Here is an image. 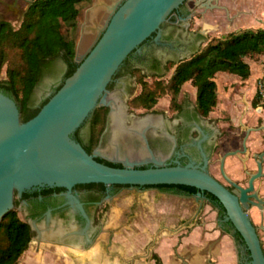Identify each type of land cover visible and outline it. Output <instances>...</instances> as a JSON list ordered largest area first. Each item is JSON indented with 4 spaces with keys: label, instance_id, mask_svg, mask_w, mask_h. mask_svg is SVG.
I'll return each mask as SVG.
<instances>
[{
    "label": "water",
    "instance_id": "1",
    "mask_svg": "<svg viewBox=\"0 0 264 264\" xmlns=\"http://www.w3.org/2000/svg\"><path fill=\"white\" fill-rule=\"evenodd\" d=\"M100 1L111 3L107 5L108 17L93 43L95 31L90 26L102 25L107 14ZM185 1L94 0V6L85 14L75 52L74 61L79 64L62 85L48 95V100L33 117L21 121L16 101L0 91V220L5 213L14 209V192L20 194L34 187L65 188L67 203L83 212L81 203L70 193L75 184L100 183L104 186L131 187L185 185L209 192L223 205L226 211L224 220L234 226L248 251L249 261L239 264H264L258 234L239 205L240 201L247 208V201L253 202L249 197L261 201L253 189V181L264 176V150L256 155L257 170L251 174L249 186L240 189L237 200L235 195L205 171L206 159L200 167L193 163L165 164V158L160 154L155 155L149 148L144 129L140 131L145 119L138 121V127L127 126L124 122L127 115L125 98L107 89L124 60L132 52L139 53L140 45L146 39L155 35L154 40L159 41L161 25ZM28 3L29 0H0V21H12L11 18L17 21ZM201 4L210 5V0H201ZM187 19L176 25L174 34L185 43L193 40V45L181 52L179 58L175 57V61L190 57L199 44L206 40L202 35L187 30ZM60 66L44 77L33 93L32 103H38L50 86L58 81L63 69ZM98 106L109 108L110 136L102 147L96 146L88 153L72 134ZM263 129L247 128L246 136L250 131L263 132ZM130 133L141 136L144 146L123 150L121 139ZM98 156L119 162L121 167L102 163L96 159ZM145 165L149 166L142 167ZM249 191L252 193L247 194ZM200 199L198 192L195 200ZM258 206L262 207L260 204ZM30 225L34 227L33 223Z\"/></svg>",
    "mask_w": 264,
    "mask_h": 264
},
{
    "label": "flooded vegetation",
    "instance_id": "2",
    "mask_svg": "<svg viewBox=\"0 0 264 264\" xmlns=\"http://www.w3.org/2000/svg\"><path fill=\"white\" fill-rule=\"evenodd\" d=\"M32 1L29 0L27 7L17 21H13L14 18H11L12 21L3 20L0 23L11 26H14L15 22L20 24L24 13ZM110 3L100 1L99 4H101L103 9L107 10V5H110ZM190 13L191 7L186 1L174 10L169 20L161 25L162 35L159 41H155V35H152L140 45L139 53L132 52L113 75L112 80L107 86L108 91L117 93L122 98H125V102H127L133 96L135 85L138 84L137 77L134 74L135 69H139V72L144 74L145 77L155 76L161 78L164 75L163 73L168 71L166 65L169 61L178 62L174 60L175 57L179 58V55L182 54L181 52L187 51V48L193 45V40L186 43L182 41L176 33L174 34L175 27L179 22L185 21ZM0 14H2L1 10ZM107 17L108 10L102 25L90 26L95 31L93 43L96 41L98 32ZM90 28L88 30H91ZM60 65H62L63 69L61 70L58 81L50 86L38 103H32L31 99L33 107L39 106L43 99L51 94L54 88L62 81L65 64L58 60L55 64L54 71L61 68ZM176 103V107L171 106L170 97L167 109L162 111L160 118L154 116L153 119L146 118L145 122L140 125V131L144 129L145 139L149 148L155 155L160 154L164 157V163L167 165L193 163L200 167L204 165V159H206L205 171L239 200L240 189L249 186V178L257 170L256 155L264 150V129L263 132H249V134L251 132L258 133L257 140L260 147L254 149L248 142L249 134L246 136L247 128L243 129L241 123L238 121L237 126L240 128V132L224 129L220 123L209 117V114L203 115L197 110L195 106V95L193 102L187 101L184 96L178 97L177 95ZM251 103L250 108H252ZM255 109L257 114L255 122L249 128H264V122L260 121L264 115V108L260 107ZM108 110L109 108L107 107L103 127L96 145L99 147H102L110 136L111 119L108 116ZM145 110L143 115L159 114L155 107ZM139 119L133 114H128L124 122L127 126L138 127ZM228 127L230 128V126ZM79 134L83 143L86 144L90 136V124L88 120H85L79 127ZM140 146H144L142 137L135 133L125 135L121 139V147L123 150H133ZM228 152L232 153L226 155ZM98 158L111 162L99 156ZM231 160L234 161L231 162ZM111 163L121 165L119 162ZM147 166L149 165H145V167ZM262 171H264V159L262 161ZM263 178L264 176L253 181V189L257 191V195L261 198V201L249 197V200L253 202L247 201V208H244L240 201L239 205L254 226L264 254V241L262 236L264 235V194L259 188V182ZM120 188L124 187L117 185L104 186L100 183L75 184L72 186L70 193L81 203L83 209V212H81L75 206L73 207L67 203V198L65 197L67 190L65 188L47 186L34 187L23 190L20 194L14 192V210L21 219L29 224L32 233L30 242L34 240L40 244L43 240L49 242L55 250L58 247H65L86 251L95 245V240L101 233L102 226H100L98 216L102 210V206L107 204L109 200H114ZM126 188H135L137 191L147 189L134 186H128ZM198 192H200L201 199L196 201L195 197ZM164 193L193 199L197 204L196 211H200L203 204L209 205L215 213L216 225L220 229L226 233H229L227 229L231 233L236 231L229 221L224 220L226 211L217 198H212V202L210 201L208 197L209 192L196 189L192 194H186L184 192ZM250 193L252 192H247V194ZM257 203L262 207H259ZM31 223L34 224L33 228L30 225ZM235 244L238 249L239 262H248V251L245 248L242 238L235 241ZM38 250L40 251V246H38ZM51 252L56 254V251L52 250ZM103 264H109V262L104 260Z\"/></svg>",
    "mask_w": 264,
    "mask_h": 264
},
{
    "label": "trees",
    "instance_id": "3",
    "mask_svg": "<svg viewBox=\"0 0 264 264\" xmlns=\"http://www.w3.org/2000/svg\"><path fill=\"white\" fill-rule=\"evenodd\" d=\"M85 0H33L22 17L17 28L0 23V71L5 66V77L0 78V91L13 98L18 106L21 121L33 117L48 100L47 96L33 107L31 99L42 78L54 72L58 60L65 64L62 81L54 88L53 94L71 75L78 62L74 61L75 40L68 37V31L76 27L79 14L78 5ZM65 27L66 31H63ZM264 56V26L256 30L230 32L209 40L190 57L178 62L169 61L166 69L174 66L168 88L171 91V106L176 107V96L182 85L191 81L195 87V106L203 115H208L217 104V84L214 80L218 72L237 75L242 80L250 76V66L246 59L252 56ZM140 91L130 99L129 104L144 109L152 108L159 95L165 91L160 78L152 81L151 86L145 75L134 71ZM261 80L264 88V63ZM255 97L257 94L254 95ZM253 98V106L257 100ZM107 107H96L87 119L90 124V136L83 143L79 128L72 137L91 153L98 143ZM102 163L121 167L96 157ZM145 167V166H142ZM128 187V185H117ZM138 187V186H134ZM138 188H156L162 192H184L192 194L196 189L185 185H147ZM210 201L214 196L208 194ZM235 241L241 238L235 231L231 233ZM32 233L29 224L21 219L17 212L9 210L0 220V264H16L18 258L27 249Z\"/></svg>",
    "mask_w": 264,
    "mask_h": 264
},
{
    "label": "rangeland",
    "instance_id": "4",
    "mask_svg": "<svg viewBox=\"0 0 264 264\" xmlns=\"http://www.w3.org/2000/svg\"><path fill=\"white\" fill-rule=\"evenodd\" d=\"M186 3L191 7L190 17L187 19V30L189 32H197L204 21H260L259 25L246 23L240 26L241 31H254L264 26V22H262L264 21V0H210L213 6L211 4L207 6L201 4V0L199 2L187 0ZM93 6L94 0L81 2L78 5L80 11L76 27L67 32L68 37H72L75 40V52L85 14ZM18 26L19 24L15 22L13 27L17 28ZM220 27L222 26H217L214 33L207 32L204 35L206 40L199 44L198 49L209 40L221 35L223 31L219 30L222 29ZM63 31H66L65 27H63ZM247 61L250 64L253 63L261 70L264 56H252ZM5 66L6 64L2 66L0 78L5 77ZM173 68L174 66L168 68V71L160 78L165 86V91L159 95L156 104L153 106L159 114L143 115L146 111L144 108L129 104L130 99L140 91V84H137L135 85L133 96L126 102L128 105L126 110L127 115L133 114L137 118H140L139 120L146 118L153 119V116L156 118L161 117V113L164 109H167L171 97V91L166 87L173 73ZM251 74L250 78L252 79L258 76L259 72L256 71V73L252 72ZM156 78L155 76H146L145 80L151 86L152 81ZM214 80L217 84L218 99L216 106L209 113V117L215 119L224 129L240 132L237 122L241 117L245 115L248 119H255L257 115L256 107L251 103L253 98L256 99L257 97L254 96L256 83L252 91L249 89L253 93L250 96L246 93L247 89L243 86L242 79L237 75L218 72ZM194 95L195 87L191 81H187L182 85L178 97L184 96L187 101L193 102ZM247 101L249 103H246ZM250 103L252 104V108L249 107ZM260 121L264 122V115ZM233 161L231 160V162ZM156 191L154 188H147L142 193L135 188H120L116 198L109 200L107 204L102 206V210L98 216L102 230L95 240V245L89 250L83 251L81 249L65 247H58L55 250L49 242L42 240L39 244L32 240L27 249L18 258L16 264H102L104 260H107L109 264H148L149 262L159 264L161 257L157 254L158 252H155V247L158 244L163 245V242L165 243L164 240H166L164 238L171 233L170 230L190 219L193 213H195V217L187 222V224L192 223L190 228L200 224L201 219H205L207 222L217 226L215 213L209 205L203 204L200 211H196L197 204L193 199L175 195H163L161 198L155 195ZM165 204H167L170 210L179 212L181 218H176V220L169 223L168 220L161 219V211ZM183 226L185 227V225ZM185 230L190 229L188 227L181 229V236L184 235ZM262 236L264 241V235ZM38 246H40V251L38 250ZM49 250L56 251V254Z\"/></svg>",
    "mask_w": 264,
    "mask_h": 264
},
{
    "label": "crops",
    "instance_id": "5",
    "mask_svg": "<svg viewBox=\"0 0 264 264\" xmlns=\"http://www.w3.org/2000/svg\"><path fill=\"white\" fill-rule=\"evenodd\" d=\"M210 4L211 6H213V3ZM246 23L259 25L260 21H204L200 25L201 28L198 29V31L195 33H198L204 37L207 32L214 33L217 26H222L220 27L222 29L219 30L223 31V33L217 36L220 37L230 32H241L240 26H243ZM198 50H195V52ZM249 66L250 76L252 75V72H259V75L255 78L251 79L249 76L247 79L242 80V82L244 83L243 86L245 87V89H247L246 93L251 96V94L253 93H251L249 89H251L252 91L257 79L261 78L263 72V64H261V70L253 63H249ZM246 103L249 102L247 101ZM239 122L244 129L253 126L255 119H248L245 117V115H243ZM257 137L258 133L256 132H251L248 136V142L254 149L260 147ZM259 188L264 194V178L260 180ZM155 195H157L158 197L160 196L161 198L163 195L174 196L173 194L164 193L159 190L155 192ZM161 214V219L168 220V223L170 221L173 222L174 220H176V218H181L179 216V212L170 210L167 204H165L164 208L161 211ZM194 217L195 213L192 214L190 219H188L184 223L178 224L174 229L170 230V235L164 238L166 239L164 240L166 244L163 242V245L166 246L158 244V246L155 247V252H158L157 254L161 257V262L159 264H239L238 249L233 237L229 233L224 232L218 226L207 222V220L205 219H201L200 224H197L195 227L190 228L192 223L190 222L187 224V222L189 220H192ZM183 225H185V227H188L190 230H185L184 235L181 236V229L185 228ZM148 264L152 263L149 262Z\"/></svg>",
    "mask_w": 264,
    "mask_h": 264
},
{
    "label": "built area",
    "instance_id": "6",
    "mask_svg": "<svg viewBox=\"0 0 264 264\" xmlns=\"http://www.w3.org/2000/svg\"><path fill=\"white\" fill-rule=\"evenodd\" d=\"M254 94H257L259 98L256 108H260V107L264 108V88H263V83H262L261 78H258L256 81Z\"/></svg>",
    "mask_w": 264,
    "mask_h": 264
},
{
    "label": "bare ground",
    "instance_id": "7",
    "mask_svg": "<svg viewBox=\"0 0 264 264\" xmlns=\"http://www.w3.org/2000/svg\"><path fill=\"white\" fill-rule=\"evenodd\" d=\"M103 264V263H102Z\"/></svg>",
    "mask_w": 264,
    "mask_h": 264
}]
</instances>
